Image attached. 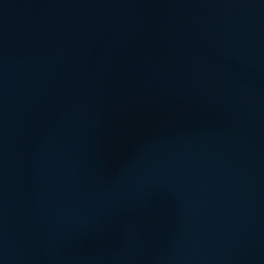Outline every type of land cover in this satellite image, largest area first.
Masks as SVG:
<instances>
[{"label": "water", "instance_id": "95a60500", "mask_svg": "<svg viewBox=\"0 0 264 264\" xmlns=\"http://www.w3.org/2000/svg\"><path fill=\"white\" fill-rule=\"evenodd\" d=\"M0 264H264V0H0Z\"/></svg>", "mask_w": 264, "mask_h": 264}]
</instances>
